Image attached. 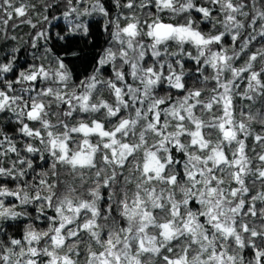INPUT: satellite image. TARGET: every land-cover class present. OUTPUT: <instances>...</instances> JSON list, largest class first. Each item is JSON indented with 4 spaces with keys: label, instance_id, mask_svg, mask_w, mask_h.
Wrapping results in <instances>:
<instances>
[{
    "label": "clouds",
    "instance_id": "obj_1",
    "mask_svg": "<svg viewBox=\"0 0 264 264\" xmlns=\"http://www.w3.org/2000/svg\"><path fill=\"white\" fill-rule=\"evenodd\" d=\"M0 264H264V0H0Z\"/></svg>",
    "mask_w": 264,
    "mask_h": 264
}]
</instances>
